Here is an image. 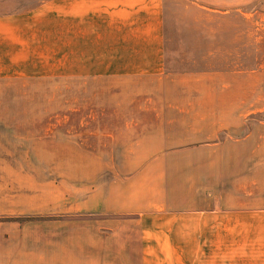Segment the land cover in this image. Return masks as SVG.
<instances>
[{"label": "crops", "instance_id": "obj_1", "mask_svg": "<svg viewBox=\"0 0 264 264\" xmlns=\"http://www.w3.org/2000/svg\"><path fill=\"white\" fill-rule=\"evenodd\" d=\"M162 24L161 0H44L0 16L5 78L164 86L136 90L161 99L135 106L133 167L80 198L95 218L66 232L11 227L0 264H264V136L249 168L248 138L224 136L241 111L216 104L213 73H163Z\"/></svg>", "mask_w": 264, "mask_h": 264}, {"label": "rangeland", "instance_id": "obj_2", "mask_svg": "<svg viewBox=\"0 0 264 264\" xmlns=\"http://www.w3.org/2000/svg\"><path fill=\"white\" fill-rule=\"evenodd\" d=\"M43 1L0 0V16ZM161 4L163 73H213L216 104L227 113L238 108L243 117L224 136L248 138L239 147L254 168L256 138L264 136V0ZM144 87L164 86L156 80L0 74V251L11 227L66 232L95 218L76 207L87 190L133 167L130 142L142 127L135 106L161 99L158 93L137 95Z\"/></svg>", "mask_w": 264, "mask_h": 264}]
</instances>
